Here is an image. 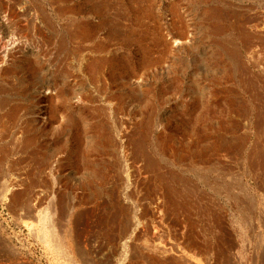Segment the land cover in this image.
Returning <instances> with one entry per match:
<instances>
[{"label":"rangeland","instance_id":"obj_1","mask_svg":"<svg viewBox=\"0 0 264 264\" xmlns=\"http://www.w3.org/2000/svg\"><path fill=\"white\" fill-rule=\"evenodd\" d=\"M0 8V253L264 264V0Z\"/></svg>","mask_w":264,"mask_h":264},{"label":"crops","instance_id":"obj_2","mask_svg":"<svg viewBox=\"0 0 264 264\" xmlns=\"http://www.w3.org/2000/svg\"><path fill=\"white\" fill-rule=\"evenodd\" d=\"M5 14V11L0 8V28L2 24V16ZM15 64V62H14ZM20 69V76H21ZM14 81L18 82L17 77L14 76ZM10 84L13 82V78L10 79ZM21 89V82H18ZM21 91V90H20ZM17 93L14 91L13 93L8 95V67L6 65V61L0 58V134L6 132L7 124L14 121L12 120V116L15 115V112H11L12 109L18 108V115L22 117V104L21 98L20 103L16 100ZM21 97V96H20ZM9 109V110H8ZM12 123V124H13Z\"/></svg>","mask_w":264,"mask_h":264},{"label":"bare ground","instance_id":"obj_3","mask_svg":"<svg viewBox=\"0 0 264 264\" xmlns=\"http://www.w3.org/2000/svg\"><path fill=\"white\" fill-rule=\"evenodd\" d=\"M141 24V23H140ZM18 44V43H17ZM16 46V45H15ZM14 46V47H15ZM10 47V46H9ZM67 225H68V222H67ZM245 227V226H244ZM67 230V229H66ZM66 230H65V232H66ZM71 232V231H70ZM63 233V232H62ZM68 234V233H67ZM55 237V236H54ZM261 244H262V242H261ZM78 250H79V248H78ZM80 252H81V250H80ZM15 253V252H14ZM70 254H72L71 253V251H70ZM16 253L15 254H13V257L15 258L16 257ZM73 255V254H72ZM79 255V254H78ZM80 255H81V253H80ZM77 257V256H76ZM74 259H75V256L73 257ZM79 259H80V257H79ZM81 259H83V258H81ZM12 260H10V259H8L5 255H3L2 253H0V264H15V259H14V263L13 262H11ZM76 261V260H75ZM85 263V262H84Z\"/></svg>","mask_w":264,"mask_h":264}]
</instances>
